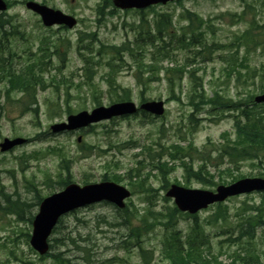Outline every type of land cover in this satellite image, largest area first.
Listing matches in <instances>:
<instances>
[{
	"label": "rangeland",
	"instance_id": "rangeland-1",
	"mask_svg": "<svg viewBox=\"0 0 264 264\" xmlns=\"http://www.w3.org/2000/svg\"><path fill=\"white\" fill-rule=\"evenodd\" d=\"M5 1L4 72L27 81L12 89L7 76L0 80V142L26 141L0 151V264H59L55 255L71 264H172L163 244L173 234L185 242L194 220L170 218L171 184L214 190L264 177V150L226 155L236 122H246L242 113L264 125V103L253 102L264 92V0H171L142 10H120L111 0H34L74 16L73 28L44 26L27 0ZM194 92L226 105L203 103ZM129 98L164 100L165 111L50 128ZM66 177L80 186L112 181L131 195L123 208L103 201L63 215L40 255L29 244L32 220ZM193 216L209 261L241 264L252 250L264 264V192Z\"/></svg>",
	"mask_w": 264,
	"mask_h": 264
},
{
	"label": "water",
	"instance_id": "water-1",
	"mask_svg": "<svg viewBox=\"0 0 264 264\" xmlns=\"http://www.w3.org/2000/svg\"><path fill=\"white\" fill-rule=\"evenodd\" d=\"M168 1L170 0H112L113 4L121 9H143L151 4H164ZM6 7L5 1L0 0V11L5 10ZM26 7L38 14L45 26L64 25L71 28L76 23L74 17L44 4L28 1ZM255 101H264V94L257 96ZM140 108L156 115H161L164 111L163 101L156 100L146 101L140 105ZM134 112H136V107L133 102H116L109 106L96 107L90 113L81 111L75 115H69L67 117L68 123L54 124L51 128L53 131L75 129L113 116ZM23 142V138L12 140L5 138L0 143V149L5 151ZM254 190H264V178H244L228 186L220 185L217 187L216 192L171 185L166 192V196L173 197L180 210L195 213L199 209L205 208L211 203L222 201L230 195ZM128 196V190L109 181L87 184L82 187L73 183L68 184L63 190L55 192L41 201L39 211L32 222L33 229L30 244L40 254H44L48 250V236L62 214L100 200H107L118 207H123V199Z\"/></svg>",
	"mask_w": 264,
	"mask_h": 264
},
{
	"label": "trees",
	"instance_id": "trees-1",
	"mask_svg": "<svg viewBox=\"0 0 264 264\" xmlns=\"http://www.w3.org/2000/svg\"><path fill=\"white\" fill-rule=\"evenodd\" d=\"M8 36L9 34L5 36L0 34V80L5 79L7 76L12 89L15 87L18 88L20 86L25 87L23 83L26 82L27 79L21 72L15 73V71H11L10 68L4 72L9 60V57L5 53L6 48L4 45V41L7 40ZM216 97L219 96L216 95ZM212 101L214 102V100ZM244 117H246V122L244 124H241L240 122L236 124V135L234 139L235 146L227 148L226 155L232 159L237 156L245 155L247 149H250L251 147L264 150V125L260 124L256 119L251 120L248 118V116ZM60 168L63 171H68L67 165H61ZM67 182H69L67 177L61 178L59 185H66ZM175 214L188 215L186 213L179 212L176 207H174L172 208L170 218H172ZM189 218L194 220L191 236L188 237L185 242L179 240V238L174 234L171 235L170 238H167L163 244L167 258L172 262V264H214L212 261H209L199 250L200 246L204 244L203 240L206 239V234L202 232V228L197 223V218L195 216L190 215ZM166 225L168 224L166 223ZM251 231L252 235L250 238H254L255 230ZM54 257L57 258V262L59 264H71L66 260L60 259L58 255H55ZM257 262V255L252 250H250L246 253V258L242 264H258ZM143 264L149 263L144 261Z\"/></svg>",
	"mask_w": 264,
	"mask_h": 264
}]
</instances>
